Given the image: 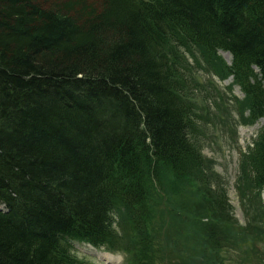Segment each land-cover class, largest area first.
<instances>
[{
    "label": "trees",
    "instance_id": "obj_1",
    "mask_svg": "<svg viewBox=\"0 0 264 264\" xmlns=\"http://www.w3.org/2000/svg\"><path fill=\"white\" fill-rule=\"evenodd\" d=\"M194 67L233 77L242 125L264 120V0H0V264H85L71 242L264 264V124L240 226L201 151Z\"/></svg>",
    "mask_w": 264,
    "mask_h": 264
},
{
    "label": "rangeland",
    "instance_id": "obj_2",
    "mask_svg": "<svg viewBox=\"0 0 264 264\" xmlns=\"http://www.w3.org/2000/svg\"><path fill=\"white\" fill-rule=\"evenodd\" d=\"M97 1L89 0L90 3ZM220 56L226 63L228 58L231 61V57L226 53L221 52ZM194 72L197 82L203 86L202 88L200 87L194 98H197L199 103L204 104L207 109L206 117L209 119L208 122L201 123L203 124V134L199 139L201 138L202 153L207 160L214 162L213 172L225 184L233 218L237 221L238 225L245 226L250 216L253 215L251 209L257 207L244 202V205H242L240 202L236 188L238 184L236 179L240 173L239 159L240 154L247 153L249 147H251L253 140L262 126V121L257 122L253 126H243L235 108V98L238 100L242 99L239 88L231 87V80L220 83L214 77L209 76L208 73L197 69V67H194ZM220 105H225L228 110L227 126L222 122L212 121L215 116L223 115ZM230 130L232 133H230ZM74 248L77 256L82 258L86 264H106L98 257L99 254H105L103 251L94 250L80 244H75ZM123 262L124 259L121 255H113L110 264H123Z\"/></svg>",
    "mask_w": 264,
    "mask_h": 264
},
{
    "label": "bare ground",
    "instance_id": "obj_3",
    "mask_svg": "<svg viewBox=\"0 0 264 264\" xmlns=\"http://www.w3.org/2000/svg\"><path fill=\"white\" fill-rule=\"evenodd\" d=\"M227 62H230V59L228 58ZM218 98V96H217ZM207 162H210V160H207ZM5 207L4 206H0V210L4 209ZM6 210V208L4 209ZM7 211V210H6ZM8 212V211H7ZM101 255V256H100ZM99 259L102 260L104 263L106 264H110L112 262V259H113V256L111 255H108V254H99L98 255ZM101 257V258H100Z\"/></svg>",
    "mask_w": 264,
    "mask_h": 264
}]
</instances>
